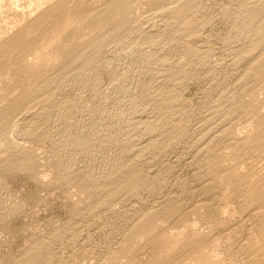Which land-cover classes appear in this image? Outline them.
I'll use <instances>...</instances> for the list:
<instances>
[{
  "label": "rangeland",
  "instance_id": "rangeland-1",
  "mask_svg": "<svg viewBox=\"0 0 264 264\" xmlns=\"http://www.w3.org/2000/svg\"><path fill=\"white\" fill-rule=\"evenodd\" d=\"M263 47L264 0H0V264H264Z\"/></svg>",
  "mask_w": 264,
  "mask_h": 264
},
{
  "label": "bare ground",
  "instance_id": "bare-ground-1",
  "mask_svg": "<svg viewBox=\"0 0 264 264\" xmlns=\"http://www.w3.org/2000/svg\"><path fill=\"white\" fill-rule=\"evenodd\" d=\"M256 26V25H255ZM189 27V26H188ZM264 48V47H263ZM258 70V69H257ZM89 82V81H88ZM77 83V82H76ZM260 110V109H259ZM72 112V111H71ZM46 115V114H45ZM58 116V115H57ZM41 117V116H40ZM46 117V116H45ZM38 118V117H37ZM70 119V118H69ZM73 120V119H72ZM49 121V120H48ZM75 121V120H74ZM93 123V122H92ZM37 124V123H36ZM95 127V126H94ZM101 127V126H100ZM115 128V127H114ZM178 129V128H177ZM100 131V130H99ZM107 131V130H106ZM105 134V132H104ZM81 138V137H80ZM65 140V139H64ZM77 140V139H76ZM56 142V141H55ZM79 147V146H78ZM88 147V146H87ZM91 149V148H90ZM60 150V149H59ZM76 150V149H75ZM88 155V154H87ZM126 156V155H125ZM104 160V159H103ZM71 162V161H70ZM122 162V161H121ZM119 163V162H118ZM92 164V163H91ZM70 167V166H69ZM91 169V168H90ZM115 171V170H114ZM61 173V172H60ZM101 179V178H100ZM92 180V179H91Z\"/></svg>",
  "mask_w": 264,
  "mask_h": 264
}]
</instances>
